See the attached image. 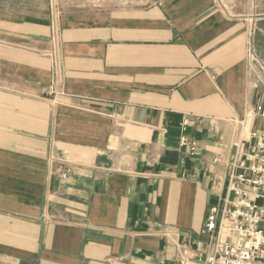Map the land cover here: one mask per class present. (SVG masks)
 <instances>
[{
    "label": "crops",
    "instance_id": "crops-1",
    "mask_svg": "<svg viewBox=\"0 0 264 264\" xmlns=\"http://www.w3.org/2000/svg\"><path fill=\"white\" fill-rule=\"evenodd\" d=\"M22 1L0 14V264H206L264 130V0H55L52 48L48 0Z\"/></svg>",
    "mask_w": 264,
    "mask_h": 264
},
{
    "label": "built area",
    "instance_id": "built-area-1",
    "mask_svg": "<svg viewBox=\"0 0 264 264\" xmlns=\"http://www.w3.org/2000/svg\"><path fill=\"white\" fill-rule=\"evenodd\" d=\"M246 45L251 52L250 32ZM253 115L264 119V110L251 109L247 116ZM250 136L256 139L253 152L231 165L228 191L233 199L225 202L219 217L212 210L203 224V233L213 235L216 242L206 264H264V130L253 131ZM180 146L190 152L195 149V143L184 137Z\"/></svg>",
    "mask_w": 264,
    "mask_h": 264
},
{
    "label": "rangeland",
    "instance_id": "rangeland-1",
    "mask_svg": "<svg viewBox=\"0 0 264 264\" xmlns=\"http://www.w3.org/2000/svg\"><path fill=\"white\" fill-rule=\"evenodd\" d=\"M48 6H49V21H50V42H51V48L54 46V44L57 43V40H54L53 37L56 36L58 33L57 29L60 26L59 21V9L56 4L55 0H48ZM36 7H39L38 4L33 5H26L22 0H0V14L8 15V14H15L21 11L32 10ZM58 38V36H56ZM55 80L56 77L59 78V71L57 73H54Z\"/></svg>",
    "mask_w": 264,
    "mask_h": 264
}]
</instances>
